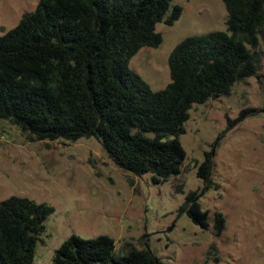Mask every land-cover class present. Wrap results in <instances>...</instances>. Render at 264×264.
Listing matches in <instances>:
<instances>
[{"label": "trees", "instance_id": "trees-1", "mask_svg": "<svg viewBox=\"0 0 264 264\" xmlns=\"http://www.w3.org/2000/svg\"><path fill=\"white\" fill-rule=\"evenodd\" d=\"M172 0H38L33 11L0 35V121L18 126L31 141L95 137L109 158L156 184L181 172L194 103L229 94L258 73L256 48L264 36V0H223L227 29L189 36L169 56L171 81L154 90L130 66L145 46L158 47L159 22L183 12ZM249 111V110H246ZM212 151L198 176L211 183ZM177 190L184 191L180 184ZM201 193L186 194L181 209L216 234L224 215L203 209ZM54 207L24 196L0 202V264H34L40 235ZM109 235H71L52 264H160L147 247L124 242L117 255Z\"/></svg>", "mask_w": 264, "mask_h": 264}, {"label": "rangeland", "instance_id": "rangeland-1", "mask_svg": "<svg viewBox=\"0 0 264 264\" xmlns=\"http://www.w3.org/2000/svg\"><path fill=\"white\" fill-rule=\"evenodd\" d=\"M183 7L172 25L159 22L158 47H142L130 66L154 90L171 81L169 56L189 36L226 30L223 0H172ZM38 0H0V35L15 27ZM258 73L237 82L229 94L194 103L180 140L186 160L162 183L152 173L118 167L95 138L31 141L0 121V202L11 195L54 207L40 235L34 264H52L55 250L71 235H109L117 255L124 242L147 247L160 264H264V36L255 49ZM249 110V111H246ZM212 153L211 183L198 176ZM183 185L184 191L177 190ZM201 193L203 209L221 212L217 235L181 209L186 194Z\"/></svg>", "mask_w": 264, "mask_h": 264}]
</instances>
